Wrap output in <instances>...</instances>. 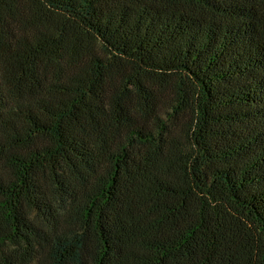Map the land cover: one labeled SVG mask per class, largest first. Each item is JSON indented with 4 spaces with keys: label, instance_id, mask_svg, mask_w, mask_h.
Instances as JSON below:
<instances>
[{
    "label": "trees",
    "instance_id": "obj_1",
    "mask_svg": "<svg viewBox=\"0 0 264 264\" xmlns=\"http://www.w3.org/2000/svg\"><path fill=\"white\" fill-rule=\"evenodd\" d=\"M0 264H264V0H0Z\"/></svg>",
    "mask_w": 264,
    "mask_h": 264
}]
</instances>
